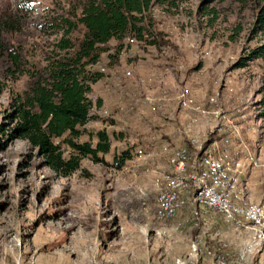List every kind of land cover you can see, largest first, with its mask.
I'll use <instances>...</instances> for the list:
<instances>
[{
    "label": "rangeland",
    "instance_id": "rangeland-1",
    "mask_svg": "<svg viewBox=\"0 0 264 264\" xmlns=\"http://www.w3.org/2000/svg\"><path fill=\"white\" fill-rule=\"evenodd\" d=\"M89 1L0 0V128L12 97L64 52L56 43L65 19L77 23L74 40L83 36L77 16ZM172 1L151 7L149 38L157 43L127 37L119 52L111 39L91 65L105 74L89 96L111 91L125 101L94 109L99 117L84 126L83 138L93 142L97 130L109 132L111 151L100 153L102 160L84 157L76 172L57 174L28 140L0 129V264H264V220L238 225L214 210L195 216L188 190L177 215L159 218L154 183L156 170L167 169L163 145L175 147L184 120L195 118L198 143H185L193 156L208 138L227 137L210 117L181 110L179 91L185 87L205 104L219 93L240 131L228 134L244 162L234 201L264 209V56L237 65L264 42L256 31L264 0ZM128 84L136 93L126 94ZM146 92L160 107H151ZM130 94L138 98L127 102ZM118 110L137 115L130 129L115 121ZM123 149L131 157L119 164ZM248 149L259 165L249 164Z\"/></svg>",
    "mask_w": 264,
    "mask_h": 264
},
{
    "label": "trees",
    "instance_id": "trees-1",
    "mask_svg": "<svg viewBox=\"0 0 264 264\" xmlns=\"http://www.w3.org/2000/svg\"><path fill=\"white\" fill-rule=\"evenodd\" d=\"M166 1L90 0L77 16L84 25L83 36L77 41L72 38L77 23L66 18L68 27L56 43L64 52H57L46 71L12 97L0 129L4 128L10 139L28 140L57 174L68 176L76 172L84 157L102 160L100 153L111 151L109 132L97 130L98 139L94 142L83 138L84 126L99 117L94 109L104 104L102 97L89 96L93 83L105 74L91 65L101 60L111 39L119 41V52L127 37L157 43V39L149 38L154 26L151 7L155 2ZM256 18V31L264 33V5ZM260 56H264V42L252 48L237 65ZM130 157V150L123 149L117 154V162L122 164Z\"/></svg>",
    "mask_w": 264,
    "mask_h": 264
},
{
    "label": "bare ground",
    "instance_id": "bare-ground-1",
    "mask_svg": "<svg viewBox=\"0 0 264 264\" xmlns=\"http://www.w3.org/2000/svg\"><path fill=\"white\" fill-rule=\"evenodd\" d=\"M101 69L104 70V67ZM126 76H132V72L128 70ZM178 94L181 110L191 109L200 116L210 117L216 122L219 130L225 127L230 134H240L230 112L219 105V93L209 97L207 104L195 100L192 93L185 87ZM146 98L152 103V107H160L161 104L156 102L154 95L147 94ZM194 123L195 118L187 119L183 130L189 141L197 144L198 138L193 135L194 130H192ZM229 137L231 135H228L225 142H230ZM199 148V152L193 156L187 144L175 147L168 143L163 145L169 157L167 169L156 170L154 179L159 191L157 217L166 219L177 215L186 204L182 193L188 190L192 192L191 203L195 205L193 208L195 216L201 215L205 210H214L238 225L250 222L260 226L264 220L263 207L252 202L238 205L233 198L240 173L244 168L241 151L236 147L235 153L229 156L227 150L220 149L218 145L212 148L200 145ZM247 155L249 164L259 165V155H254L249 152V149Z\"/></svg>",
    "mask_w": 264,
    "mask_h": 264
},
{
    "label": "crops",
    "instance_id": "crops-1",
    "mask_svg": "<svg viewBox=\"0 0 264 264\" xmlns=\"http://www.w3.org/2000/svg\"><path fill=\"white\" fill-rule=\"evenodd\" d=\"M145 82V81H144ZM145 85V83L143 84V87H146V86H144ZM136 88L133 86V85H130V84H128V86H127V93L126 94H129V93H136V90H135ZM147 92H152V91H150V90H148ZM146 92V93H147ZM191 93V92H190ZM104 95H108L107 97L105 96H103L102 98H103V105H107V103H108V106H111V105H113V106H117V103L120 101V102H124L125 103V101H122L123 100V98L122 97H117V96H115V95H110V94H116V92H109V91H105L104 93H103ZM133 94H130V96H129V98H127L126 99V101L127 102H129L131 99H136V98H138V97H135ZM147 94H150V93H147ZM136 95V94H135ZM152 95H154V94H152ZM192 95H193V98L195 99V100H197L196 99V97H195V95L192 93ZM152 107V106H151ZM121 113V112H120ZM119 113V110L117 111V113L116 114H118V115H116L115 117V121H116V119L118 120V122L120 123V126H121V128L123 127L124 129H130V121L133 119V118H138V117H136L135 115H132L131 113H129V114H126V115H124V113H121L120 114ZM120 119V120H119ZM186 120H184V122H185ZM131 123H132V121H131ZM126 125L128 126V128H126ZM130 125V126H129ZM196 125H197V123H196ZM195 125V126H196ZM183 122L181 123V128L179 129L180 131H181V134L179 135V136H176V144H175V146H185V143H187L186 141H187V136H186V134L184 133V130H183ZM201 126H203V123H201L200 124V127ZM122 128V129H123ZM197 129H199V127L197 128ZM107 131V130H106ZM225 131V134H227V137H228V134H229V130L228 129H225V127L223 128V130H222V132H224ZM177 135V134H176ZM232 136V135H231ZM226 137V138H227ZM226 138L224 139L223 138V135L221 136V137H219V138H213V139H207L208 141H207V147H210V148H212V146L213 145H218V147H220V149H223L224 147H225V149L227 150V154L229 155V156H231V155H233L234 153H235V142H233L232 141V139H231V137H230V142H225V140H226ZM160 140V139H159ZM170 141V140H169ZM157 142H159V141H157ZM240 145V144H239ZM224 150V149H223ZM222 151V150H221Z\"/></svg>",
    "mask_w": 264,
    "mask_h": 264
},
{
    "label": "built area",
    "instance_id": "built-area-1",
    "mask_svg": "<svg viewBox=\"0 0 264 264\" xmlns=\"http://www.w3.org/2000/svg\"><path fill=\"white\" fill-rule=\"evenodd\" d=\"M182 148H184V147H182ZM184 151H185V148H184ZM179 162H180V160H179Z\"/></svg>",
    "mask_w": 264,
    "mask_h": 264
}]
</instances>
